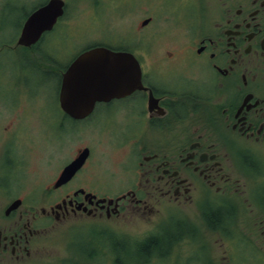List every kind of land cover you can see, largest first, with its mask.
Returning <instances> with one entry per match:
<instances>
[{
    "label": "flooded vegetation",
    "instance_id": "obj_1",
    "mask_svg": "<svg viewBox=\"0 0 264 264\" xmlns=\"http://www.w3.org/2000/svg\"><path fill=\"white\" fill-rule=\"evenodd\" d=\"M49 1L35 3L27 14L11 43L15 52L30 51L35 58L44 53L40 47L67 12L65 0L64 15L37 42L22 45L19 39L27 19ZM106 10L113 19L138 16L126 28L134 42L107 30L108 41L88 44L60 66L58 108L63 118L83 125L64 138L72 142L85 136L87 144L68 156L35 200L12 195L10 177L25 172L16 148L22 133L15 125L27 114L39 115L37 107L16 122H0V264H79L76 250L65 257L54 252V234L85 227L126 248L127 242L164 236L158 227L165 222L139 240L127 228L136 229L143 219L149 223L163 210L185 207H193L202 222L196 228L188 218L182 220L195 228L192 233L204 228L206 237L224 242L233 232L264 257V0H106ZM96 47L132 55L140 82L74 119L60 105L64 74L80 54ZM16 107L1 110L19 113ZM105 144L122 154L114 169L105 165ZM52 145L61 151L59 142ZM84 150L82 167L55 187ZM17 200L21 204L14 206ZM210 213L220 217L215 226L208 222ZM223 245L217 250L220 264H230ZM96 252L86 256L95 261Z\"/></svg>",
    "mask_w": 264,
    "mask_h": 264
},
{
    "label": "rangeland",
    "instance_id": "obj_2",
    "mask_svg": "<svg viewBox=\"0 0 264 264\" xmlns=\"http://www.w3.org/2000/svg\"><path fill=\"white\" fill-rule=\"evenodd\" d=\"M40 1L45 0H0V122H16L18 117L26 115V111L34 113V107H37L39 114L35 116L27 114L25 119L23 117L19 120L22 123L18 125L19 122H17L15 125L22 133L16 143V148L24 160L25 172L16 171L14 177H10L11 193L15 197H25L28 201L37 199L41 188L54 179L55 170L65 165L68 156L73 155L78 147L87 144L85 136H80L72 142L64 138V136L68 138L74 136L70 133L83 125L63 118L58 108L60 66L66 65L88 44L108 41L113 32L124 33L125 42L133 44V33L127 34L126 28L130 29L128 24L135 23L138 19V16L132 18L114 16L113 19L111 13L109 15L106 13V0H65L67 12L63 20L59 22L53 35H49L43 42L45 45L42 44L40 47L44 53L40 58H35L33 53H29L30 51L15 52L11 48V43L20 34L27 14L36 5L35 3L38 4ZM161 18L160 15L158 17L160 24ZM36 57L39 56L36 55ZM52 58L56 59L55 63L48 61ZM15 107L14 111L19 113H2L1 108ZM59 121L63 122L64 130L60 128ZM67 133L68 135H64ZM43 134H47L48 137L45 138ZM56 142H59L61 151L53 147L52 144ZM102 149L105 152V165L110 169L116 168L122 159L121 152L106 144L102 146ZM207 201H209L208 197L203 198L202 203L205 204ZM185 218H188L187 220L195 226L202 224L198 213L193 211V207L192 209L185 207L184 210H163L149 223L147 219H143L136 229L127 228L125 232L134 240L137 238L139 240L147 235H153L159 222H165L161 228L158 227L161 230L160 235L171 232L176 238L173 240L176 243L174 248L171 244L164 251L163 256L154 257L144 264H220L221 253L217 250H220L224 243L226 244L223 245L224 249H229L230 264H264V257L254 253L248 239L237 234L233 235L231 232L227 236V241L216 242L214 237L205 236L207 233L203 227V231L199 230L200 234L192 233L195 228L185 224L182 221ZM170 219L172 220L166 223ZM182 222L189 227L190 232L186 226L184 229H179L180 231L177 230L178 224L184 226ZM95 232V229L86 230L85 227H78L68 231V235L67 233L54 234L55 247L53 250L60 257L68 256L69 251L76 250L79 264H91L92 262L114 264L113 259L116 254L114 248L118 245L106 235ZM133 244L136 243L127 242L126 247ZM92 251H97L95 261L86 256L88 252L92 255ZM60 259L62 258H58ZM126 264H131V262L127 259Z\"/></svg>",
    "mask_w": 264,
    "mask_h": 264
},
{
    "label": "water",
    "instance_id": "obj_3",
    "mask_svg": "<svg viewBox=\"0 0 264 264\" xmlns=\"http://www.w3.org/2000/svg\"><path fill=\"white\" fill-rule=\"evenodd\" d=\"M64 0H50L35 11L25 22L19 39L22 45L37 42L40 36L53 28L64 15ZM140 67L127 53H114L105 47H96L80 54L64 74L60 105L74 119L90 114L97 101L122 95L129 85L140 82ZM135 87H132V89ZM88 150L67 165L55 187L68 182L84 164ZM21 200L14 202L19 206Z\"/></svg>",
    "mask_w": 264,
    "mask_h": 264
},
{
    "label": "trees",
    "instance_id": "obj_4",
    "mask_svg": "<svg viewBox=\"0 0 264 264\" xmlns=\"http://www.w3.org/2000/svg\"><path fill=\"white\" fill-rule=\"evenodd\" d=\"M219 220L220 217L216 213H210L208 222L212 226L218 224ZM184 228L185 226H181L180 224L177 225L178 231H180L179 229ZM172 235L173 234L169 232L164 234V236H161L160 238L152 237L143 242L133 244L126 248H123L122 246H120V243L112 240V242L114 241L116 245H118L116 248H114L116 254L113 259V263L123 264V261L128 259L131 264H139L140 262L144 264L150 262V259H152L154 255H159L161 257L162 255H164L163 253L168 248V246L172 244V241L176 239ZM123 249L126 250L124 253Z\"/></svg>",
    "mask_w": 264,
    "mask_h": 264
}]
</instances>
